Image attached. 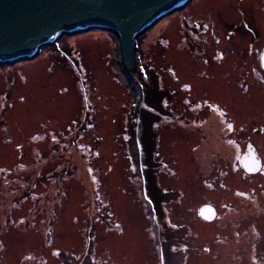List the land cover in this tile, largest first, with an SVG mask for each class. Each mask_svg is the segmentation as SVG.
<instances>
[{"label": "rangeland", "instance_id": "obj_1", "mask_svg": "<svg viewBox=\"0 0 264 264\" xmlns=\"http://www.w3.org/2000/svg\"><path fill=\"white\" fill-rule=\"evenodd\" d=\"M137 46L143 73L106 29L0 64V264H264V0H192Z\"/></svg>", "mask_w": 264, "mask_h": 264}, {"label": "water", "instance_id": "obj_2", "mask_svg": "<svg viewBox=\"0 0 264 264\" xmlns=\"http://www.w3.org/2000/svg\"><path fill=\"white\" fill-rule=\"evenodd\" d=\"M191 0H0V64L33 59L66 34L106 29L120 38L124 64L136 69V38ZM264 66V53L262 56ZM253 149L244 166L261 167ZM252 165V166H251ZM206 208H202L201 213Z\"/></svg>", "mask_w": 264, "mask_h": 264}, {"label": "bare ground", "instance_id": "obj_3", "mask_svg": "<svg viewBox=\"0 0 264 264\" xmlns=\"http://www.w3.org/2000/svg\"><path fill=\"white\" fill-rule=\"evenodd\" d=\"M216 117H217V116H216ZM208 131L212 133V135H211V137H212V142H209V143L207 144L208 149L215 148V147H217V146H219V145H222L221 142H220V143H215V142L213 141L214 138L216 137V133H217L219 130L214 129L213 131H211V130H208ZM226 148H227L229 151L235 150V147H232V146H226ZM208 158H209V153H206L205 156H204V160H208ZM250 248H251V250H252V245H251V244H250ZM227 252H228V251H227ZM232 260L237 261V258H235V256H234L232 253H229V252H228L227 255H224V259L222 260V263H225V262H227V261H232Z\"/></svg>", "mask_w": 264, "mask_h": 264}, {"label": "snow or ice", "instance_id": "obj_4", "mask_svg": "<svg viewBox=\"0 0 264 264\" xmlns=\"http://www.w3.org/2000/svg\"><path fill=\"white\" fill-rule=\"evenodd\" d=\"M229 127L231 128V125H229Z\"/></svg>", "mask_w": 264, "mask_h": 264}]
</instances>
